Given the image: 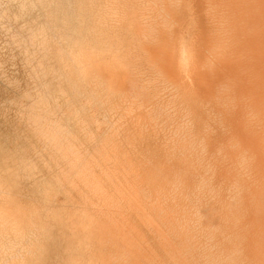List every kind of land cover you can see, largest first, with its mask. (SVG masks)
Segmentation results:
<instances>
[{"label": "rangeland", "instance_id": "1", "mask_svg": "<svg viewBox=\"0 0 264 264\" xmlns=\"http://www.w3.org/2000/svg\"><path fill=\"white\" fill-rule=\"evenodd\" d=\"M187 1L0 0V264H224L206 248L226 151L262 150L264 0ZM181 34L208 83L192 97L166 65Z\"/></svg>", "mask_w": 264, "mask_h": 264}, {"label": "bare ground", "instance_id": "2", "mask_svg": "<svg viewBox=\"0 0 264 264\" xmlns=\"http://www.w3.org/2000/svg\"><path fill=\"white\" fill-rule=\"evenodd\" d=\"M253 4H254V1H252ZM251 2V3H252ZM174 3V2H173ZM186 3H187V6H188V10L190 9L189 8V1L186 0ZM175 4V3H174ZM173 4V5H174ZM250 4V3H249ZM177 5V4H176ZM252 6V5H251ZM258 6V5H257ZM261 6H262V3H261ZM260 6V7H261ZM175 7V6H174ZM252 9V8H251ZM259 9V12H260V8ZM264 10V9H263ZM261 10V12L263 11ZM254 11V9H253ZM258 11V10H257ZM264 12V11H263ZM191 13V11H190ZM250 14V13H249ZM252 15V14H251ZM253 16V15H252ZM256 16V15H255ZM254 16V17H255ZM263 16V15H262ZM261 16H257V18ZM264 17V16H263ZM262 17V18H263ZM253 18V17H251ZM256 18V19H257ZM258 18V19H260ZM168 19V18H167ZM255 19V18H253ZM264 19V18H263ZM259 22V21H258ZM261 22V21H260ZM264 22V21H262ZM193 23V21H192ZM254 23V22H253ZM252 24V23H251ZM250 24V25H251ZM255 24V23H254ZM264 24V23H262ZM193 25V24H192ZM260 25V24H258ZM255 26V25H254ZM262 26V25H260ZM264 26V25H263ZM260 28V27H259ZM264 28V27H263ZM252 29V28H251ZM253 30V29H252ZM189 31V30H188ZM199 31V30H198ZM258 31V30H257ZM200 32V31H199ZM198 32V37H200V33ZM255 32V31H254ZM260 32V31H259ZM193 33V32H192ZM262 34V32H261ZM168 35V34H167ZM191 35V34H190ZM256 35V34H255ZM254 35V36H255ZM257 35H258V32H257ZM256 35V36H257ZM264 35V34H263ZM185 36V35H184ZM189 36V35H187ZM186 36V37H187ZM192 36V35H191ZM190 36V37H191ZM210 36V35H209ZM253 36V37H254ZM261 36V35H260ZM185 37V38H186ZM259 37V36H257ZM189 38V37H188ZM261 38V37H260ZM264 37H262V42L264 43ZM208 39V38H207ZM178 40H180V44L175 48V56L173 58H169V60H167V66H170V68L172 69L171 71V74L170 76L172 77V79L175 81V83L182 89H184V92H182L180 95L183 96V97H192V89L190 90V88L192 87V85L194 84H199L201 86L203 85H206V83L204 82V79H202V77L200 76L199 72H198V65H199V62H198V50H199V47L195 46L194 44H192V39L189 38V39H184L183 37V34L179 35L178 36ZM199 40V39H198ZM260 42V40H258ZM254 42V41H253ZM257 42V40H256ZM259 42L258 43V46H259ZM262 42H260V44H262ZM213 43V42H212ZM247 45V44H246ZM264 46V45H263ZM257 47V46H256ZM70 52L71 54H73L74 56L78 57L79 55L81 56L83 53H84V49H83V45L82 44H72L70 47ZM260 49V47H259ZM227 50V49H226ZM261 50V49H260ZM263 50V49H262ZM217 52V51H216ZM249 52V51H248ZM258 52V51H257ZM261 52V51H260ZM263 52V51H262ZM93 53L95 54L96 52L93 51ZM250 53V52H249ZM251 55V54H250ZM258 56V55H257ZM263 58H264V54L262 55ZM250 57H253V56H250ZM259 57L260 54H259ZM95 58L99 61V65L100 66H103L105 72L107 73L106 76L108 77L107 81L109 82V85L111 86L113 81H114V78L116 79V75H115V72L120 68L121 69V65L119 66V63L118 62H112L110 60V56L108 53L106 54H98L95 56ZM109 58V59H108ZM254 58H257V57H254ZM262 58V57H261ZM244 59V58H243ZM259 59V58H258ZM247 60V59H246ZM252 60V58L250 59ZM257 60V59H255ZM245 61V59H244ZM248 61V60H247ZM254 61V60H253ZM259 60H257L258 62ZM261 61V60H260ZM260 61H259V64H260ZM256 62V63H257ZM249 63V61H248ZM247 63V65H248ZM262 63V62H261ZM259 64H256V65H259ZM226 65V64H225ZM230 66V65H229ZM233 66V65H232ZM231 66V67H232ZM226 67V66H225ZM235 67V66H234ZM240 67V66H239ZM242 67H244V69L246 68L247 69V66L246 65H243ZM250 67V66H249ZM252 67V66H251ZM255 67V66H254ZM236 68V67H235ZM253 68V67H252ZM259 68V67H258ZM263 68V67H262ZM211 69V68H210ZM228 69V68H227ZM229 69H232V68H229ZM243 69V68H242ZM250 69V68H249ZM257 69V68H256ZM255 69V70H256ZM251 70V69H250ZM254 70V69H253ZM260 70V68L258 69ZM262 70V69H261ZM264 70V68H263ZM262 70V71H263ZM213 71V70H212ZM215 72V71H214ZM255 72V71H253ZM260 72V71H259ZM258 73V72H257ZM264 73V72H263ZM235 75V76H239L238 74H235V73H229L228 75ZM256 75V72L254 73ZM253 73H250V74H245L243 73V76L246 75L250 76V75H254ZM262 74V72H261ZM124 75V74H123ZM210 75V74H209ZM217 75V74H216ZM223 75V74H222ZM257 76V75H256ZM218 77V76H217ZM259 76H257V79H260ZM262 77V76H261ZM264 77V76H263ZM204 78V77H203ZM216 78V77H215ZM227 78V77H226ZM206 79V78H205ZM212 79V78H211ZM218 79V78H217ZM208 80V79H207ZM254 80V81H256ZM217 81V80H216ZM235 81V80H234ZM243 81V80H242ZM120 82V81H118ZM210 82V81H209ZM246 80H244L243 83H245ZM260 83H263L264 85V79L262 78V80L260 81ZM258 82V83H259ZM236 83V82H234ZM233 83V84H234ZM257 83V82H256ZM255 83V84H256ZM118 84V83H117ZM121 84V83H119ZM208 84V83H207ZM174 85V84H173ZM257 86H259V84H256ZM263 85H260L262 86L261 88L264 89ZM118 86V85H117ZM115 86V87H117ZM114 87V86H112ZM204 87V86H203ZM259 88V87H258ZM259 88V89H261ZM222 89V88H221ZM258 89V90H259ZM263 91V94H264V90ZM117 90V89H116ZM181 90V89H180ZM224 91V90H223ZM229 91V90H228ZM239 91V90H238ZM249 91V90H248ZM253 91V90H252ZM260 92V90L258 91ZM223 93V92H222ZM261 94V93H260ZM259 95V94H258ZM260 96V95H259ZM258 96V97H259ZM180 97V96H179ZM258 97H256L258 99ZM244 98V97H243ZM264 99V96L262 97ZM185 99V98H184ZM187 99V98H186ZM201 99V98H200ZM208 99V98H207ZM198 100V99H197ZM263 101V100H262ZM262 101H258V103H261L260 105L263 106V103ZM213 103V102H212ZM230 103V102H229ZM183 104V103H182ZM186 104V103H185ZM228 104V103H227ZM213 105V104H212ZM211 105V106H212ZM229 105V104H228ZM238 105V104H237ZM258 105V104H256ZM184 106V105H182ZM205 106V105H204ZM225 106V105H224ZM233 106V105H232ZM227 106H225L226 108ZM229 107V106H228ZM231 107V106H230ZM229 107V108H230ZM175 108V107H174ZM248 108V107H247ZM256 108V107H255ZM259 108V106H258ZM235 109V107H234ZM262 109V108H260ZM259 109V110H260ZM240 110V109H239ZM263 110V109H262ZM234 111V110H233ZM235 112V111H234ZM185 115L188 116L190 115V112L189 111H184ZM233 113V112H231ZM237 113V112H236ZM235 114V113H234ZM242 114V113H241ZM261 114V112H260ZM227 115V113H226ZM230 116V115H229ZM259 116V115H258ZM262 116V115H261ZM264 116V114H263ZM234 117V116H232ZM244 117V116H243ZM225 118V117H224ZM223 118V120H224ZM229 117H227L228 119ZM214 119V118H213ZM231 120V119H230ZM237 120V119H236ZM243 120V119H242ZM238 121V120H237ZM259 121V120H258ZM235 122V121H233ZM240 122V121H239ZM238 122V124H239ZM247 123L249 121H246ZM264 122V121H263ZM203 123V122H202ZM229 123V122H227ZM243 123H244V120H243ZM231 124V123H230ZM253 124V123H251ZM242 125V123H241ZM240 125V126H241ZM247 125V124H245ZM244 125V126H245ZM249 125V124H248ZM237 126V125H236ZM235 126V128H236ZM251 126V125H250ZM263 126V125H262ZM247 127V126H245ZM254 127V125H253ZM258 127V125H257ZM257 127L255 128L257 130ZM251 128V127H250ZM260 128V127H259ZM258 128V130H259ZM253 129V128H252ZM262 129V128H261ZM213 130V129H212ZM236 130V129H235ZM254 130V129H253ZM257 130V131H258ZM264 130V129H263ZM263 130H259V134L260 132H262ZM242 131V130H241ZM251 131V130H250ZM255 131V132H257ZM213 132V131H212ZM243 132L247 133L248 135V127L244 130ZM242 132V133H243ZM253 133V131H251ZM254 132V134H255ZM202 133V132H201ZM214 133V132H213ZM231 134V132H229ZM233 133V132H232ZM257 133V134H258ZM254 134H251L252 137L254 136H257V135H254ZM258 134V135H259ZM262 134V133H261ZM264 134V132H263ZM216 135V133H215ZM214 135V136H215ZM254 135V136H253ZM260 136V135H259ZM262 136V135H261ZM213 137V136H212ZM240 137V135H239ZM251 137V136H250ZM251 137V138H252ZM218 138V137H217ZM233 138V137H232ZM238 138V137H236ZM260 138V137H259ZM239 139V138H238ZM237 139V142H242L238 147H240V151L236 154H234L232 151V153L230 152H227L226 151V155L225 157L227 158V160L229 161V165H230V169H228V172L229 174H227L226 178H225V174H224V178L228 180V193H227V197L228 199L225 200V202H220V201H217L218 204H221V206L216 207V210L219 211V219H217V221L219 220L221 224H217V227L215 228V231L209 233V237H211V241H212V244H208V248H206L207 250H210V255L208 253V256L206 257H209V256H212L213 258V261L216 262V263H219L218 261H216L214 258L215 257V252L216 254H219L220 257H217V260H223L222 263L224 262V264H264V176L263 174H260L261 171L264 172V161H263V164L261 167V160H258V159H261L259 157L263 156V160H264V136H262L261 139H259V143L260 141L262 142L261 143V148L262 150L259 152L255 149V147L257 146H253V142L250 138H248V136L246 137H243V139L239 140L238 141ZM254 139V138H253ZM256 139V138H255ZM254 139V141H255ZM229 140V139H228ZM234 140L235 137H234ZM244 140V141H242ZM258 140V138L256 139ZM229 142V141H228ZM231 142V141H230ZM236 142V141H235ZM236 142V143H237ZM235 143V144H236ZM258 143V142H257ZM256 143V145H257ZM230 144V143H229ZM228 144V146H229ZM231 145L233 147V144L231 142ZM204 146V145H202ZM201 146V147H202ZM206 146V145H205ZM235 147V146H234ZM205 148V147H203ZM211 148V147H210ZM231 148V147H229ZM228 148V150H229ZM257 148H259L260 150V147L258 146ZM233 149V148H232ZM238 149V150H239ZM252 152V154H251ZM262 153V154H260ZM220 154V153H219ZM260 154V155H259ZM210 155V154H209ZM218 155V154H217ZM249 155V156H248ZM154 157V156H153ZM208 158V157H207ZM225 158V159H226ZM255 158V159H253ZM239 159V160H238ZM252 159V160H251ZM235 160H238L237 161V164H235L234 166V161ZM253 160H256V162H254ZM257 160H258V163H257ZM226 161V160H225ZM254 163V165L252 164V162ZM213 164V163H212ZM257 164V165H256ZM228 165V166H229ZM237 165V166H236ZM259 165V167H258ZM241 168V170H238L239 167ZM255 168V169H253ZM215 167V165H214ZM221 167V165H220ZM227 167V165H226ZM238 167V168H237ZM250 167L254 170V171H257L259 172L260 175L262 176H259V174L257 173L256 175L250 170ZM212 168V167H211ZM215 170V168H213ZM217 169V168H216ZM220 169V168H219ZM218 169V170H219ZM262 169V170H261ZM259 170V171H258ZM261 170V171H260ZM223 171V170H222ZM227 171V170H226ZM224 172V171H223ZM230 172H232V174H230ZM218 173V171H217ZM215 172V174H217ZM218 176V175H217ZM222 176V175H221ZM219 176L221 179L220 181L222 180V177ZM203 178V177H202ZM205 179V178H204ZM224 182V181H223ZM249 182V183H248ZM211 185V184H210ZM218 185V184H217ZM220 185V184H219ZM226 185V187H227ZM170 186V185H169ZM224 186V185H223ZM221 186V187H223ZM212 187V186H210ZM220 187V188H221ZM225 187V186H224ZM226 187H225V191H226ZM209 188V187H208ZM223 189V188H222ZM224 190V189H223ZM214 192V191H213ZM217 191H215L216 193ZM220 193V191L218 192ZM225 193V192H223ZM221 194V195H224V194ZM210 194V193H209ZM219 194V196H220ZM226 194V193H225ZM212 195V194H211ZM216 195V194H215ZM213 196V195H212ZM218 196V197H219ZM226 196V195H225ZM224 196V197H225ZM217 197V196H216ZM222 197V196H221ZM237 197V199H236ZM219 200H220V197H219ZM215 201V200H214ZM207 204V203H206ZM214 204V203H213ZM216 204V203H215ZM200 206V205H199ZM214 207V206H213ZM212 207V208H213ZM203 208V207H202ZM209 208V207H208ZM211 208V210H213ZM197 210H199L197 208ZM196 211V210H195ZM202 211V210H201ZM207 211V210H206ZM210 211V210H209ZM208 211V212H209ZM215 213V212H214ZM217 213L216 212V215H214V219L218 218V217H215L217 216ZM206 215V214H205ZM212 215V214H211ZM195 218V217H193ZM210 218V217H209ZM213 218V217H212ZM213 219V220H214ZM209 220V219H208ZM211 220V221H213ZM193 221V220H192ZM215 221V220H214ZM213 221V222H214ZM211 223V222H210ZM206 226V225H205ZM205 228V227H204ZM211 229V228H210ZM203 230V229H202ZM208 231V230H207ZM212 236H211V235ZM195 236V235H194ZM207 237V236H206ZM204 239V238H203ZM204 241V240H203ZM199 242V241H198ZM210 243V242H208ZM212 247V249H210ZM205 249V251H206ZM194 250V249H193ZM192 251V250H191ZM208 252V251H207ZM199 253V252H198ZM204 254V253H203ZM192 255V254H191ZM206 255V254H205ZM204 255V256H205ZM214 255V257H213ZM205 257V259H206ZM209 258H207L206 260H208ZM211 259V257H210ZM219 260V261H220ZM208 263V261H206ZM212 264V263H211Z\"/></svg>", "mask_w": 264, "mask_h": 264}]
</instances>
